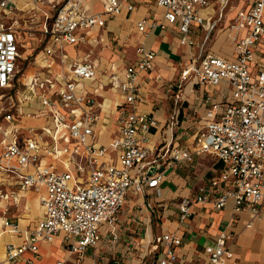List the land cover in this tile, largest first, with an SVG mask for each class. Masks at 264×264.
<instances>
[{
    "label": "built area",
    "instance_id": "obj_1",
    "mask_svg": "<svg viewBox=\"0 0 264 264\" xmlns=\"http://www.w3.org/2000/svg\"><path fill=\"white\" fill-rule=\"evenodd\" d=\"M156 1L166 9V23L149 24L143 19L139 29L146 33L149 25L166 28L167 23L178 24L182 44L194 45L192 25L205 27L209 37L231 0ZM213 1L220 4V16L207 20L203 11ZM10 2L0 0V132L5 137L0 156V197L10 198L17 189L36 191L41 193L45 214L22 244H6L3 264H19L26 251L39 257V244L54 241L61 232L65 233L68 251L83 258L90 246L97 245L101 225L118 221L131 190L160 187L165 157L170 162H182L193 160L195 154L208 153L224 163L220 173L193 197L183 198L179 206L181 221L191 216L197 203L212 204L218 210L232 204L235 213L245 209L260 212L264 201V0H254L232 20L236 59L206 54L188 63L180 79L171 85L182 88L190 80L199 84L227 82L232 93L212 104L192 149L172 146L169 150L149 145L159 120L152 113L139 112L137 107L142 95L139 75L155 68V51L144 45L138 47L139 58L126 69L125 79L112 77L124 101L117 108L119 133L108 144L99 141L98 100L86 83L96 77L98 63L90 56L73 60L66 52L68 45L85 40L88 28L103 27L125 8L134 9V0H105L103 10L94 13L86 10L83 0H25L20 7H11ZM35 32L44 54L36 71L28 75V68L20 66L22 58L29 59V55L23 57L22 47L25 37L33 39ZM57 58L65 71L58 75L44 73L42 70L50 69ZM21 77L25 81L21 82ZM38 117L48 122L42 126L23 123L25 118ZM178 124L179 113L175 111L166 125L171 135ZM112 153H117V160L106 161ZM47 157L60 161L64 168L44 163ZM6 182L16 189L7 190ZM5 225L13 232L20 231L9 220ZM234 239L235 233L223 231L215 244L205 248L206 264H229L233 258L230 242ZM159 242L161 255L149 264H178L182 237L165 233Z\"/></svg>",
    "mask_w": 264,
    "mask_h": 264
},
{
    "label": "crops",
    "instance_id": "obj_2",
    "mask_svg": "<svg viewBox=\"0 0 264 264\" xmlns=\"http://www.w3.org/2000/svg\"><path fill=\"white\" fill-rule=\"evenodd\" d=\"M83 1L86 10L94 13L103 10L105 0ZM253 1L236 7L229 21L233 20L240 9L251 7ZM24 3L25 0H11L10 6L20 7ZM134 5V9L125 8L120 14L110 17L105 26L88 28L84 31V41L66 47V52L73 60H83L90 56L98 63L99 72L95 78L87 79L86 83L88 91L98 100L97 109L101 118L96 129L99 141L108 144L119 133L117 108L124 101V96L112 84V77L116 76L118 81L124 80L126 69L139 58L138 47L144 45L146 49L156 52L155 68L139 75L142 95L137 104L138 111L152 113L159 120V126L154 129L149 145L166 147L167 150L172 146L192 149L196 134L205 125L212 104L221 101L224 94L231 95L232 89L227 82L199 84L190 80L182 88H172L171 85L180 79L188 63L198 61L206 54L236 59L235 45L233 39L229 40L228 31L218 34L223 27H227L230 6L209 37L205 27L194 23L190 37L195 44L184 45L178 24L167 23L166 28L149 25L146 33L139 29L138 23L143 19L149 24L154 21L166 23V9L159 6L156 0H134ZM220 12V4L213 1L204 9L203 15L207 20H213L220 16ZM114 29L117 30L115 44L111 47L110 54L107 53V59L103 56V60H106L103 63L95 56V48L102 45L105 36ZM118 30L124 34V40L120 39L118 34L121 33ZM213 33L214 36L218 34L213 47L206 48ZM202 37L203 44L199 47L198 39ZM43 54L42 49L35 57V65L27 69L28 75L36 71ZM42 71L58 75L65 69L57 58L50 69ZM24 88L23 85L20 87L22 94L25 92ZM169 88L171 92H168ZM31 106L36 107L33 103ZM175 111L179 113V124L171 135L166 125ZM47 122L45 117L23 120L24 124L33 126H42ZM4 138L0 132V156L4 151ZM105 160H117V153H112ZM43 162L64 168L60 161L48 157ZM223 168L224 163L208 153L195 154L193 160L182 162H170L165 157L160 170L164 174L160 187L148 188L143 192L131 190L120 210L118 221L115 224L101 225L97 245L90 246L83 258L79 259L76 254L68 251L65 233L61 232L54 241L39 244V257L26 251L19 264H57L58 261H64V264H149L161 255L162 244L159 238L170 232L182 237V244L178 248V264H206L208 258L205 248L215 244L223 231L235 233V239L230 242L233 258L229 264H264V201L258 214L250 209L235 213L232 204L218 210L212 204L197 203L192 207L191 216L185 221L180 220L179 206L183 198L193 197L201 186L216 177ZM4 187L7 190L16 189L11 182H6ZM44 214L41 193L36 191L17 189V194L10 198L0 197V264L5 259L6 244H22L26 234L37 227ZM6 220L18 225L20 231L13 232L12 227L5 225ZM30 259L33 260L32 263L28 261Z\"/></svg>",
    "mask_w": 264,
    "mask_h": 264
},
{
    "label": "rangeland",
    "instance_id": "obj_3",
    "mask_svg": "<svg viewBox=\"0 0 264 264\" xmlns=\"http://www.w3.org/2000/svg\"><path fill=\"white\" fill-rule=\"evenodd\" d=\"M250 1L251 0H231L230 1V5H229L230 8L228 9V12H227V18H228L227 23H226L227 27L225 29L223 27V29H221L218 32V34L219 33H225L227 31H232L234 29V27H233L234 21H229V19H231L233 17L235 8L236 7L239 8L244 4L247 5V4H249ZM116 31H117L116 29H114V31H109L108 36H105V41L103 42V44L100 45L98 48H95V50H96L95 56L97 58H99L103 63H106V60H103V56L104 55L108 56L110 54L111 47L115 44L114 39L116 37V33H117ZM119 32H120V30H118V33ZM120 33H121V35L118 34L120 36V39L124 40L125 39L124 34H122V31ZM37 34L38 33H36V32L34 33L33 39H31V37H29V36L25 37V46L22 47V55H23V57H27L29 55V59L22 58L21 63H20V66L22 69H26V68L34 66L35 65V62H34L35 57L43 49L42 44L40 43L39 39H37V36H38ZM218 34L216 36H214V33H213L210 41L206 44V48L207 47L208 48L213 47V43H214L215 39L217 38ZM231 41H232V38H231ZM198 44H199V47L202 46L203 37L198 39ZM215 47H218V46L215 45ZM107 53H109V54H107ZM199 53H201V50H199ZM107 56H106V59H107ZM23 81H25V79H23V77H21V82H23Z\"/></svg>",
    "mask_w": 264,
    "mask_h": 264
},
{
    "label": "bare ground",
    "instance_id": "obj_4",
    "mask_svg": "<svg viewBox=\"0 0 264 264\" xmlns=\"http://www.w3.org/2000/svg\"><path fill=\"white\" fill-rule=\"evenodd\" d=\"M235 33H236V29L235 28L232 31H228L229 40H231V38L233 39V36L235 35Z\"/></svg>",
    "mask_w": 264,
    "mask_h": 264
}]
</instances>
